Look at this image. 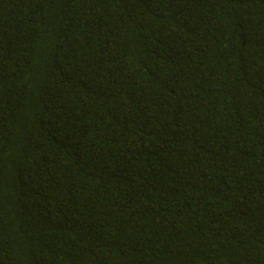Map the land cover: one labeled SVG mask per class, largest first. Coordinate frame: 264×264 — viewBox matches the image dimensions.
I'll return each mask as SVG.
<instances>
[{
	"label": "trees",
	"instance_id": "1",
	"mask_svg": "<svg viewBox=\"0 0 264 264\" xmlns=\"http://www.w3.org/2000/svg\"><path fill=\"white\" fill-rule=\"evenodd\" d=\"M0 264H264V0H0Z\"/></svg>",
	"mask_w": 264,
	"mask_h": 264
}]
</instances>
